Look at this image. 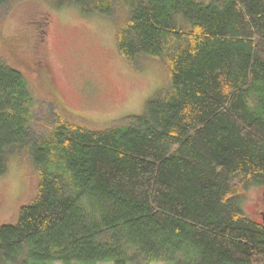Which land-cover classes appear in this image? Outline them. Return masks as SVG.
I'll list each match as a JSON object with an SVG mask.
<instances>
[{"label": "trees", "instance_id": "1", "mask_svg": "<svg viewBox=\"0 0 264 264\" xmlns=\"http://www.w3.org/2000/svg\"><path fill=\"white\" fill-rule=\"evenodd\" d=\"M39 1L122 9L118 53L160 60L168 86L92 128L58 101L39 116L0 58V175L19 155L37 178L0 224V264H264V224L241 207L264 187V0Z\"/></svg>", "mask_w": 264, "mask_h": 264}, {"label": "rangeland", "instance_id": "2", "mask_svg": "<svg viewBox=\"0 0 264 264\" xmlns=\"http://www.w3.org/2000/svg\"><path fill=\"white\" fill-rule=\"evenodd\" d=\"M123 17L119 8L113 16L85 14L76 4L53 7L39 0H11L0 8V58L20 66L30 78L39 116L47 104L58 101L69 117L101 128L143 113L147 101L168 86L160 60L141 57L138 69L118 53L116 20ZM25 161L10 157L0 175V224L13 221L20 204L34 193L36 174ZM263 190L252 185L241 201L258 222Z\"/></svg>", "mask_w": 264, "mask_h": 264}, {"label": "water", "instance_id": "3", "mask_svg": "<svg viewBox=\"0 0 264 264\" xmlns=\"http://www.w3.org/2000/svg\"><path fill=\"white\" fill-rule=\"evenodd\" d=\"M262 198H263V209L260 212L261 215V222L264 224V190L262 191Z\"/></svg>", "mask_w": 264, "mask_h": 264}, {"label": "flooded vegetation", "instance_id": "4", "mask_svg": "<svg viewBox=\"0 0 264 264\" xmlns=\"http://www.w3.org/2000/svg\"><path fill=\"white\" fill-rule=\"evenodd\" d=\"M260 217H261V215H260Z\"/></svg>", "mask_w": 264, "mask_h": 264}]
</instances>
